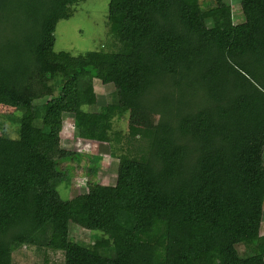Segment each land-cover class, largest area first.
Masks as SVG:
<instances>
[{
  "label": "trees",
  "instance_id": "trees-1",
  "mask_svg": "<svg viewBox=\"0 0 264 264\" xmlns=\"http://www.w3.org/2000/svg\"><path fill=\"white\" fill-rule=\"evenodd\" d=\"M82 1L0 0V103L24 125L0 136V264L23 245L44 264L49 251L63 264H264V0H239L240 23L225 0H110L108 48L55 50ZM96 78L115 86L98 109ZM131 109L159 120L129 127L116 183L88 178L63 198L81 156L61 144L65 114L76 138L110 143L112 116ZM73 205L90 243L72 235Z\"/></svg>",
  "mask_w": 264,
  "mask_h": 264
},
{
  "label": "rangeland",
  "instance_id": "rangeland-1",
  "mask_svg": "<svg viewBox=\"0 0 264 264\" xmlns=\"http://www.w3.org/2000/svg\"><path fill=\"white\" fill-rule=\"evenodd\" d=\"M211 2L212 0H202ZM110 0H84L73 7L74 14L68 19L59 21L56 28L55 50H65L73 55L85 54L89 50L105 49L110 46L111 38L107 27V17ZM232 8L235 23L243 21V13L239 0H225ZM214 3V2H213ZM94 88L97 93V106L109 103L113 84H104L100 79H94ZM44 102L35 103L36 109L42 108ZM45 108V107H44ZM33 109V110H36ZM42 110V109H41ZM112 116V136L110 143H100L76 138L74 128V115L67 113L64 116L61 132V144L68 150L78 152L81 156L78 160L69 162L73 166V177L70 189L60 186L59 190L63 198H72L77 194L87 191L86 180L99 182L105 185H114L117 181V171L123 137L129 134L131 125L143 127H156L159 116L140 109H131L123 112H115ZM21 114L13 106L0 103V136L21 138L23 136ZM101 156V161L96 164L95 156ZM67 164V163H66ZM96 171H93V169ZM73 223L72 235L80 241L90 243L93 241L90 230L86 227L87 208L84 205H73L71 209ZM261 234L264 235V213L261 225ZM241 253L245 252L243 245L239 246ZM52 264H63L62 252H48ZM45 250L42 247L23 245L12 254L11 264H44Z\"/></svg>",
  "mask_w": 264,
  "mask_h": 264
},
{
  "label": "crops",
  "instance_id": "crops-1",
  "mask_svg": "<svg viewBox=\"0 0 264 264\" xmlns=\"http://www.w3.org/2000/svg\"><path fill=\"white\" fill-rule=\"evenodd\" d=\"M93 142H95V141H93Z\"/></svg>",
  "mask_w": 264,
  "mask_h": 264
}]
</instances>
